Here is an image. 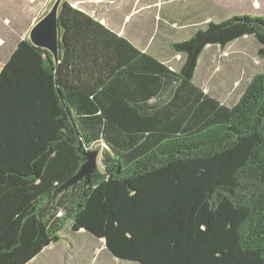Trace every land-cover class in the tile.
<instances>
[{
  "label": "trees",
  "instance_id": "trees-1",
  "mask_svg": "<svg viewBox=\"0 0 264 264\" xmlns=\"http://www.w3.org/2000/svg\"><path fill=\"white\" fill-rule=\"evenodd\" d=\"M53 55L23 40L0 70V264H29L68 224L136 264H264V73L233 105L196 83L208 47L264 18H214L168 47L177 71L62 0ZM88 149L103 170L66 185Z\"/></svg>",
  "mask_w": 264,
  "mask_h": 264
},
{
  "label": "rangeland",
  "instance_id": "rangeland-1",
  "mask_svg": "<svg viewBox=\"0 0 264 264\" xmlns=\"http://www.w3.org/2000/svg\"><path fill=\"white\" fill-rule=\"evenodd\" d=\"M33 1L35 5L41 2L40 9H38L40 13H35L33 9H29L33 11L28 12L20 10L28 8L29 4L33 3ZM55 1L56 0H0V70L11 53L15 50L18 43L24 39L29 40L31 29L35 26L38 19L40 20L50 11ZM156 1L157 3L151 7L153 8L152 11L155 13L153 22H151V18L146 19L143 17L145 13L133 14L124 18L120 9L114 10V12H110L113 11L110 9L109 11L105 10V12H117L116 15L121 21L123 28H126L127 32H133L137 37L141 38L138 39L137 45L146 48L151 40L150 37H154L158 32L156 22L162 7V5L158 3L167 0ZM127 4L128 2H124L123 5L125 8H122L123 10L127 9L126 12L132 11L128 9H133L135 6L149 5V2L148 0H140L139 2L130 0L129 7ZM165 5L169 9L181 8L183 10L184 8H189V10H192L195 8L200 9L201 12L205 10L215 18L232 17L234 15L259 16L264 18V0H171L168 3L166 2ZM34 8L37 9L36 7ZM150 11L151 10H148L146 14L150 15ZM35 14L37 16L36 21L31 24V19ZM97 16H99V14ZM144 30L146 33L145 37ZM189 31V29H185V34H189ZM160 35L161 32H159L157 38H160ZM155 41H158V39ZM258 48L259 45L251 37H244L240 41L232 43L225 50L218 47H208L200 61V66L196 75L197 85L204 89V92L207 94H211L219 99L223 104L233 105L240 98L253 76L264 73V59L257 53ZM157 53H159V57L170 65L173 70H178L183 60L182 56L173 53L170 54L168 51L161 49H158ZM87 150L98 151L97 168L102 171V157L107 152L105 146L99 143L91 146ZM61 235H63L64 240L57 249V256L60 249L64 251L70 248L71 242L85 239V235H77L71 232L68 224L62 230ZM95 240V245L100 244L101 246V243H98L97 239ZM49 255L51 254L48 253L44 256L45 264H69L68 259L62 257L59 260L49 261L51 260H47ZM84 262H86V259L85 261L80 260L76 264H84ZM89 264L136 263L116 260L107 251H104V253L96 252L95 258H93Z\"/></svg>",
  "mask_w": 264,
  "mask_h": 264
},
{
  "label": "crops",
  "instance_id": "crops-1",
  "mask_svg": "<svg viewBox=\"0 0 264 264\" xmlns=\"http://www.w3.org/2000/svg\"><path fill=\"white\" fill-rule=\"evenodd\" d=\"M66 1L70 3L72 7L86 12L87 14L92 16L94 19L99 21L101 24L106 26L108 29L117 33L121 37L127 39L136 48L152 54L154 57L158 58L162 62L164 61L159 57V53H157L158 49L166 50L171 54L172 52L168 47L169 41L181 40L185 38L186 36L190 35L192 29L196 28V26L202 27L205 24V22H208L209 20L215 18L210 13L208 14L205 10L201 12L200 9H195V8H193L192 10H189V8L188 9L184 8L183 10L181 8L169 9L166 7L165 3L166 2L168 3L171 0H167L165 2L161 1L160 3H158L159 5H162V7L158 14L159 17L157 16L158 19L156 22V27L158 28V32L154 37H150L151 40L149 44L147 45L146 48H143L137 45L138 39H141V38L137 37L133 32H127L126 28H123L121 21L118 19V16L116 15L117 12L115 13H107V12L110 9L113 10L110 12H114V10L120 9V12L123 14L124 18L128 17L129 15H133V14L145 13L143 17L146 19L151 18L150 20L151 22H153V18L155 19V15H154L155 13L152 11L153 8L151 7L157 3L156 0H148L149 5H144V6L141 5L137 7L135 6L134 8L132 7L133 9H128L132 11H127V12H126L127 9L125 10L122 9V8H125L123 3L128 2L127 6L129 7L130 0H66ZM135 1L139 2L140 0H135ZM40 5H41V2L35 5L33 1V3L29 4L28 8L20 9V10H24L26 12L34 10L35 13H40V10H38L40 9L39 8ZM43 5H44V1H43ZM33 6L36 7L37 9H35ZM29 7H32V8H29ZM29 9H33V10H29ZM105 10H108V11L105 12ZM148 10H151L150 15L146 14L148 13ZM96 13L97 15L99 14V16H97ZM34 16L31 19V24L36 21V17H37L36 14ZM40 20L38 19L37 22H39ZM185 29L190 30L189 34H185ZM159 32H161V35H160L161 37L157 38L159 35ZM144 33H145V30H144ZM145 36H146V33L144 34V37ZM156 39H158V41H155ZM75 234L85 235V239H81L80 241L71 242V245H70L71 247L64 251L60 249L58 251V256H57V249L64 240L63 235H61L62 239L60 242L53 244L49 246L48 248H46L39 256L33 259L29 264H45L44 256L48 253L51 254L48 256L49 258L47 257V260L51 259L49 261H55L56 259L59 260L62 257V258H67L69 264H76L80 260L85 261V259H86V262H84V264H89V262H91L92 259L95 258L96 252L104 253V251H106L104 247V242L102 240H97L98 243H101V246L100 244L95 245L96 244L95 238L90 236L86 232L80 230L76 232Z\"/></svg>",
  "mask_w": 264,
  "mask_h": 264
},
{
  "label": "water",
  "instance_id": "water-1",
  "mask_svg": "<svg viewBox=\"0 0 264 264\" xmlns=\"http://www.w3.org/2000/svg\"><path fill=\"white\" fill-rule=\"evenodd\" d=\"M62 0H56L50 11L35 24L29 34L32 45L50 52L57 61L59 44V26L57 23L58 8ZM79 149L85 158L77 174L66 185L73 184L80 179L89 180L90 175L97 169L98 151H89L80 143Z\"/></svg>",
  "mask_w": 264,
  "mask_h": 264
}]
</instances>
